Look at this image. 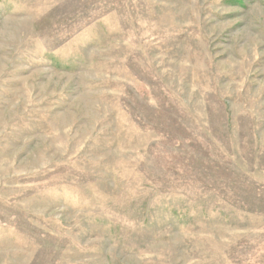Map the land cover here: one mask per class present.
Instances as JSON below:
<instances>
[{"label": "rangeland", "instance_id": "374dc122", "mask_svg": "<svg viewBox=\"0 0 264 264\" xmlns=\"http://www.w3.org/2000/svg\"><path fill=\"white\" fill-rule=\"evenodd\" d=\"M0 264H264V0H0Z\"/></svg>", "mask_w": 264, "mask_h": 264}]
</instances>
